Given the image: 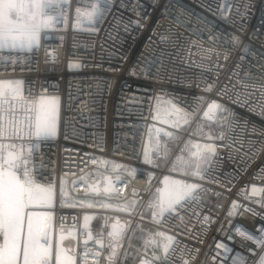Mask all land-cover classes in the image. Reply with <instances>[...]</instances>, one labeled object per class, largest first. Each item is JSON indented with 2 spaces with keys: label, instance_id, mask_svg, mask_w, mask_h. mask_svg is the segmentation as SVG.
Masks as SVG:
<instances>
[{
  "label": "built area",
  "instance_id": "obj_1",
  "mask_svg": "<svg viewBox=\"0 0 264 264\" xmlns=\"http://www.w3.org/2000/svg\"><path fill=\"white\" fill-rule=\"evenodd\" d=\"M94 3L68 0L56 9L57 22L41 32L38 48L0 50V81H20L29 101L59 98L54 137L29 138L25 129L22 141H11L23 143L26 155L32 149L28 163L38 180L56 184L53 225L60 228L63 213L80 253L88 235L84 216L94 217L89 247L100 251L99 264H108L107 245L117 242L108 235L117 220L130 226L115 264H233L237 255L253 264L261 250L239 229L264 238L258 231L264 226V0H109L103 18L78 22L76 9L83 13ZM9 100L22 120L28 105ZM213 101L224 110L209 119L204 113ZM172 105L179 116L169 114ZM207 144L215 150L202 153L208 155L203 179L169 169L177 157L193 158L194 165V145ZM145 150L153 163L145 162ZM170 173L200 187L156 223L148 201ZM106 175L120 177L117 194L90 192ZM61 179L73 201L134 198L138 206L131 213L71 203L61 208ZM135 230L144 233L148 251L129 244ZM158 232L176 238L167 260ZM101 233L103 249L94 242ZM87 264H95L91 255Z\"/></svg>",
  "mask_w": 264,
  "mask_h": 264
},
{
  "label": "snow or ice",
  "instance_id": "obj_2",
  "mask_svg": "<svg viewBox=\"0 0 264 264\" xmlns=\"http://www.w3.org/2000/svg\"><path fill=\"white\" fill-rule=\"evenodd\" d=\"M67 3L68 0H0V50L9 48L31 51L34 47L38 48L41 32L53 27L57 22V16L52 13L58 8L62 9ZM107 11H109V0H95V3L83 13L81 8H77L76 19L78 22L82 19H87L90 23L95 22L103 18ZM60 15H63V12ZM50 59L54 61V54H50ZM205 90L211 91V86ZM9 97L12 101L19 98L18 103L21 106L28 105L22 120L17 119L15 105L10 104ZM5 105L9 107L6 108ZM216 110L223 111L224 109L222 105L213 101L209 104L204 117L214 118L210 114ZM180 113L181 110L172 105V111L169 114L179 116ZM58 116V97L40 96L38 99L29 101L21 96L20 81H0V264H78V261L79 264H87L90 255L94 258L95 264H99L100 251L89 247V241H93L94 237L88 227V221L94 217L87 214L84 216V230L88 232V235L83 241L84 247L80 253L71 241L65 243V232L68 230L63 226V213L60 217L59 235L54 242L55 213L53 209L57 197L56 184L50 180L47 182L38 180L28 163L32 149L29 148L26 155L23 143L17 147L16 143L11 142L13 140L22 141L25 129L29 138L33 136L37 139L54 137L57 133ZM187 122L185 118L184 123ZM194 147L197 151L191 153V156L196 158L195 168L190 173L186 170L182 171L181 175L203 179L199 165L202 153L203 151L214 152L215 149L211 144L204 145L203 149L200 145H194ZM11 149H16V151ZM145 162L153 163L148 150H145ZM177 165H182L185 169L190 167L183 157H177L173 170H176ZM130 174L134 176L135 170H130ZM162 184L163 187L156 188L153 198L148 201V209L151 210L156 223H159L165 215L176 213L177 209L182 208L188 200L194 199L193 193L200 187L196 183H189L183 179H172L169 176L164 177ZM105 191L108 189L106 188ZM252 191L257 192L255 186ZM66 195V181L61 179L59 186V206L61 208L68 203H71L73 207L77 203L80 206H95L92 202L68 201L65 199ZM99 206L131 213L135 210L136 201L123 206L101 202ZM236 206L234 201L233 207ZM38 208L47 210L37 211ZM232 214L229 213L230 216ZM141 219H143L142 214ZM181 223H183L182 220ZM129 226L130 222L127 225H120L118 220L111 225L112 231L108 235L117 242L107 245L110 249L106 257L108 264H115L122 246L119 241L123 239ZM239 231L241 236L251 240L261 250L253 264H264V238L248 229L241 228ZM258 231L264 234V226H261ZM68 235L73 240L76 239L74 232H68ZM156 235L162 238L163 243L160 246L167 260L170 250L174 251L173 245L176 243V238L163 232H158ZM94 242L100 249L105 247L102 233L101 237L95 239ZM150 243L156 244V241L152 240ZM217 247L223 248L225 252L230 251L226 245L218 244ZM153 258L159 259L157 256ZM141 264H151V262L142 260ZM184 264H187V261ZM233 264H246V258L237 255L233 259Z\"/></svg>",
  "mask_w": 264,
  "mask_h": 264
},
{
  "label": "rangeland",
  "instance_id": "obj_3",
  "mask_svg": "<svg viewBox=\"0 0 264 264\" xmlns=\"http://www.w3.org/2000/svg\"><path fill=\"white\" fill-rule=\"evenodd\" d=\"M5 49H9V48H5ZM183 158H184V157H183ZM207 160H208V155L205 154V155L202 157V159L199 161V165H200V167H201L203 164H205V163L207 162ZM184 161H187V162L190 164V167H188L187 169H185V168H183L182 165H177L176 170H173V166H174V164H172V165H170L169 169L172 171V173H173V172H177L178 174H181L182 171H185V170H186V171L189 172L190 170H193V169L195 168L196 163H197V162L194 163V165L191 164V162L194 161L193 158L190 159V162H189V159H187V158L185 157V158H184ZM160 163H161V165L163 166V163H164V162L162 161V162H160ZM124 166H125V168H127V169H129V170H135V169H134L133 167H131V166H128V165H124ZM159 168H160V166H159ZM138 173H139V172H138ZM172 173H170L169 175H166V176H169V177L172 178V179H178V178L174 177V176L172 175ZM154 175H155V171H151V176H153L152 179H154ZM63 180H64V179H63ZM162 186H163V185H162ZM66 193H67V189H66ZM116 194H117V193H116ZM114 195H115V194H114ZM56 199H57V197H56ZM65 199L68 200V201H73L71 198H69L68 195L65 196ZM74 201H77V202H79V201L92 202L96 207H100V206H99L100 203H96V202H94L93 200L88 199V198H81V199H77V200H74ZM132 201H136V207H137V206H138V204H137V203H138V200H137V199H134V198H132V199L126 201V202H122V203L114 202V203H107V204L123 206V205H125V204H131ZM55 203H56V202H55ZM102 203H105V202H102ZM76 206H80V204L77 203ZM136 207H135V208H136ZM36 210H37V211H45V210H47V209H40V208H38V209H36ZM53 229H54V232H53V240H54V242H55L56 237L59 235V232H58V229H59V228H57V227L54 226ZM68 232H69V231H68ZM68 232H65V236H66L65 243L67 244L69 241H71V243L75 246L76 239L73 240L72 237H71L70 235H68ZM135 232H136V230L134 231V233H135ZM134 233H133V234H134ZM133 234H132L131 236H133ZM127 235H128V231H126V233H125L124 236H123V240H124V241L122 242V245L124 244ZM143 248H144L145 250L148 251V247L143 246Z\"/></svg>",
  "mask_w": 264,
  "mask_h": 264
},
{
  "label": "water",
  "instance_id": "obj_4",
  "mask_svg": "<svg viewBox=\"0 0 264 264\" xmlns=\"http://www.w3.org/2000/svg\"><path fill=\"white\" fill-rule=\"evenodd\" d=\"M120 180V177H111L109 175H106L103 178L98 179L95 183L90 184V192L99 193L100 191H103L108 194H116V185L120 182ZM106 188L108 189V191H105Z\"/></svg>",
  "mask_w": 264,
  "mask_h": 264
},
{
  "label": "trees",
  "instance_id": "obj_5",
  "mask_svg": "<svg viewBox=\"0 0 264 264\" xmlns=\"http://www.w3.org/2000/svg\"><path fill=\"white\" fill-rule=\"evenodd\" d=\"M142 236L143 235H139V233L136 231L133 236H131L130 238V245H135V246H138V247H143L142 246Z\"/></svg>",
  "mask_w": 264,
  "mask_h": 264
},
{
  "label": "crops",
  "instance_id": "obj_6",
  "mask_svg": "<svg viewBox=\"0 0 264 264\" xmlns=\"http://www.w3.org/2000/svg\"><path fill=\"white\" fill-rule=\"evenodd\" d=\"M112 225V224H111ZM53 227H54V225H53ZM112 231V227L110 226V232ZM138 233H139V235H143L144 233H142L141 231H137ZM124 240L122 239L121 241H119V243H121V245H122V242H123ZM126 241V240H125ZM129 243H130V239H129V241H128Z\"/></svg>",
  "mask_w": 264,
  "mask_h": 264
}]
</instances>
